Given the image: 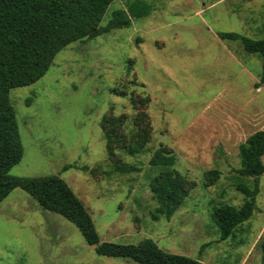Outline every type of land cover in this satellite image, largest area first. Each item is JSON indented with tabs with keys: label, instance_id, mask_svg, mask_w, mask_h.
<instances>
[{
	"label": "rangeland",
	"instance_id": "374dc122",
	"mask_svg": "<svg viewBox=\"0 0 264 264\" xmlns=\"http://www.w3.org/2000/svg\"><path fill=\"white\" fill-rule=\"evenodd\" d=\"M127 1L113 0L100 25ZM144 1L147 15L66 44L40 78L9 90L23 147L9 173L58 174L101 241L151 238L206 264H264V172L256 209L231 235L220 237L213 213L245 200L236 183L252 177H239L238 145L264 129L263 57L218 32L263 38L264 0ZM159 146L174 153L188 189L170 218L151 214ZM209 169L219 171L211 183ZM42 208L20 187L0 202V264H144L97 254L72 222Z\"/></svg>",
	"mask_w": 264,
	"mask_h": 264
},
{
	"label": "trees",
	"instance_id": "16d2710c",
	"mask_svg": "<svg viewBox=\"0 0 264 264\" xmlns=\"http://www.w3.org/2000/svg\"><path fill=\"white\" fill-rule=\"evenodd\" d=\"M112 1L0 0V202L13 188H22L41 207L72 222L86 243L93 245L99 255L122 257L144 264H206L183 253L165 251L151 238H144L138 243L101 241L87 208L58 174L20 177L9 173L23 153L15 110L9 101V90L40 78L54 55L66 44L97 36L113 28L130 26L131 18L145 16L150 10L144 0H129L125 8L114 9L106 24L100 25ZM218 36L237 41L246 52L263 57L259 81L263 83L264 37L250 38L234 31H219ZM131 102L138 101L131 97ZM140 137L139 145H142L145 137L143 134ZM238 149L239 177H252V183L243 180L236 183V188L245 196L239 207L225 204L214 208L215 222L222 239L231 235L234 227L248 219L256 209L259 176L264 172V129L249 134ZM138 150V146L129 148L131 153ZM175 160L174 153L164 146L157 147L149 159L151 165L161 167L152 178V198L155 201V209L151 213L153 218H170L188 194L184 176L174 167ZM69 166L71 164H65L63 168ZM205 173L211 183L218 177L219 171L209 169Z\"/></svg>",
	"mask_w": 264,
	"mask_h": 264
},
{
	"label": "crops",
	"instance_id": "0c3cea01",
	"mask_svg": "<svg viewBox=\"0 0 264 264\" xmlns=\"http://www.w3.org/2000/svg\"><path fill=\"white\" fill-rule=\"evenodd\" d=\"M42 209H44V208H42ZM92 246H93V245H92ZM197 259H199V260L203 261L201 258H197Z\"/></svg>",
	"mask_w": 264,
	"mask_h": 264
}]
</instances>
